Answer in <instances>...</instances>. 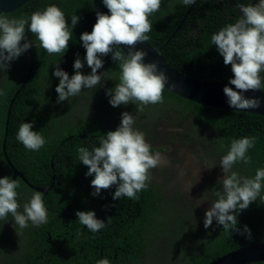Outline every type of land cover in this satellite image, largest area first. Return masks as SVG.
<instances>
[{"label": "trees", "instance_id": "trees-1", "mask_svg": "<svg viewBox=\"0 0 264 264\" xmlns=\"http://www.w3.org/2000/svg\"><path fill=\"white\" fill-rule=\"evenodd\" d=\"M258 2L196 0L194 5L186 6L181 0H162L160 10L149 17L152 30L147 33L149 39L146 42L159 48L169 40L161 51L162 56L189 77L229 82L233 78L231 66L224 64L223 57L211 44V36L229 23L237 21L242 15L238 4ZM50 5L58 6L64 12L67 22H71L73 15L81 19L74 29L69 28L72 36L65 54L48 55L43 48L36 47L39 42L34 34L28 32V40L33 41L30 48L33 63L30 78L27 51L12 61L6 72H0V89L5 92V95L0 96V178L12 177L16 168L31 183L50 185L56 174V183L46 198L47 203L53 210H59L64 205L68 210L63 212L66 215L63 224H58L57 214L45 223V226L51 227L53 240L61 233L64 236L61 238L68 239L66 244L70 251L87 249L86 253L80 255H86V259L80 260L86 264L96 263L105 257L110 264H143L147 254L151 258L148 264H157L154 253L170 251H178V256L169 264H209L235 249L264 242V203L259 198L237 216L238 227L247 225L251 229V240L235 232H224L215 220L206 229L205 212L219 198L217 193L223 194L222 180L208 178L205 182L203 178L208 192L202 199L203 204L197 208L194 200L180 195V185H176L175 181L178 180L173 172L176 170L174 160L170 166L161 164L150 170L149 187L137 194L138 200L127 197L113 200L116 187L102 190L98 196L92 195L94 189L91 180L94 175H85L88 167L79 161L77 150L79 147L91 150L93 146H99L100 137L117 129L124 111L134 116V128L145 133L146 142L151 145L153 154L169 148L178 153L176 151L181 148H187L198 156L200 163L205 162L215 168L220 167L221 157L227 154L233 140L255 137V147L247 153L251 163L244 165L241 162L233 168L246 177H254L258 168H264V116L205 106L166 88L163 93L164 103L148 105L143 112L136 111L134 104L121 105L119 109L113 107L109 101L104 102V97L108 99L105 91L113 88L111 86L118 82L120 75L118 62L112 60L111 54L101 57L104 66L98 70V73L110 70L104 87L87 90L89 96L80 93L70 97V103L67 100L57 103L58 94L55 89L59 78L54 75L57 64L71 77L75 74L73 65L79 54L84 62L82 73H91L84 59L86 49L80 36L86 31L90 33L95 24L87 23L95 16L93 0H29L16 11L5 15L9 19H30L33 12L43 11ZM180 24L182 28L176 33ZM260 76L264 84V72ZM86 99L100 104V111L95 117L80 116L76 111ZM139 118L145 121V126L138 125ZM162 119L167 123L165 139L155 136L157 125ZM22 122L32 123V130L45 138V145L38 151L25 149L16 139ZM7 126L5 155L3 142ZM18 180L19 195L21 192L26 196L34 192L21 179ZM172 190L174 195H169ZM261 195L264 196V187ZM77 211H94L97 218L105 222L109 217L112 219L105 228L93 234L78 222ZM13 224L14 220L10 216L7 222H0V264H5L2 259L6 256L5 260L15 264L11 252L2 249L11 246L7 243L9 241L14 244L16 232L19 231L27 240L32 235L34 226L31 223L27 228L17 231ZM34 249L35 252L30 256L39 257L41 254L37 252L36 245ZM38 263L48 264V257ZM251 264H264V261Z\"/></svg>", "mask_w": 264, "mask_h": 264}, {"label": "clouds", "instance_id": "clouds-1", "mask_svg": "<svg viewBox=\"0 0 264 264\" xmlns=\"http://www.w3.org/2000/svg\"><path fill=\"white\" fill-rule=\"evenodd\" d=\"M110 14L97 11L96 23L92 31L84 32L80 36L83 47L86 49L84 59L91 73L85 75L81 69L84 62L77 58L74 62L75 74L71 77L58 64L54 72L59 78L55 91L58 94L57 103L68 101L78 96L82 90L104 87L109 71L98 73L103 68L101 57L111 54L112 60L118 62L120 75L113 88L107 89L106 94L111 106L120 108L121 105H136V111L143 112L148 105L164 103V90L169 83L166 70L159 62H145L148 53L137 50L136 46L149 39L152 24L149 17L158 12L162 0H102ZM183 5L190 6L196 0H181ZM242 15L235 23H229L211 36L214 45L223 57L226 66H231L233 78L223 89L230 107L237 110L259 109L262 107L260 98H248L243 93L249 90L255 92L264 89L260 73L264 72V0L256 4H238ZM81 18L73 15L71 27L66 21L64 12L56 5L47 6L43 11H35L27 18L9 19L0 13V72H6L11 62L33 46L32 40H26V25L28 31L34 34L39 42L36 47L43 48L48 55L65 54L72 36L69 28L74 29ZM128 48V52L121 46ZM28 54V53H27ZM172 87H176L172 84ZM104 92V93H105ZM5 95L0 89V96ZM104 96V95H103ZM135 118L128 111L121 114V122L116 130L108 131L100 137L99 146L91 150L86 147L78 148V159L88 167L86 176H93L91 186L93 196H98L102 190L116 187L113 200L127 197L138 200L139 192L147 189L151 180L150 170L167 163L160 152L151 151V145L146 142L145 133L134 128ZM33 124L22 122L16 136L29 151H38L45 143V138L37 131H33ZM4 154L6 155V141L4 139ZM255 137H242L231 142L227 154L223 155L219 166L222 169L223 194L217 193L218 199L206 210L204 227L212 226L215 220L217 226H222L226 233H233L252 239L251 229L245 225L238 227L237 216L247 210L249 206L259 200L264 203L261 189L264 187V168H258L254 177L241 176L234 171V165L243 163L249 165L251 157L247 155L249 149L254 148ZM53 165V162L51 163ZM13 167V166H12ZM16 168H14L13 175ZM19 171V170H18ZM16 179L10 176L0 178V222H7L9 216L14 220L13 227L24 229L31 223L34 226L32 237L34 244L31 250L34 253L36 235L39 229H49L50 234L43 237L44 242L53 239L50 226H45L48 220L59 215L58 224H63L67 211L66 205L59 210H53L47 203V197L53 191L56 183V174L49 185H35L27 176L19 171ZM19 179L34 192L27 196L17 189ZM44 188L45 191L37 190ZM93 198V197H91ZM102 199V198H97ZM78 222L86 226L93 234L99 232L111 222L98 219L94 211H77ZM80 233H77L79 238ZM31 236L28 241H31ZM261 243V242H260ZM256 244V243H255ZM236 250V249H235ZM96 264H110L107 257L100 259Z\"/></svg>", "mask_w": 264, "mask_h": 264}, {"label": "water", "instance_id": "water-1", "mask_svg": "<svg viewBox=\"0 0 264 264\" xmlns=\"http://www.w3.org/2000/svg\"><path fill=\"white\" fill-rule=\"evenodd\" d=\"M29 0H0V13L8 14L11 12L16 11L20 7H22L25 3H27ZM94 9H95V16L92 20L88 21L87 23L94 24L96 23V13L97 11L103 12L105 14H110L108 9L104 6L102 0H93ZM189 12L186 14L184 21L185 22ZM30 22V19H29ZM69 25H71V22H68ZM182 28V24L179 25L178 29L176 30V33ZM28 29L26 26V40H28ZM175 35V34H174ZM173 35V36H174ZM169 40L164 43L161 47L155 48L151 46L147 42L140 43L136 46L137 50H144L148 53V55L145 58V62H153L157 61L159 62V65L161 68L166 70V74L169 77V83L166 85V89L169 91L196 103L214 107L218 109H230L238 112H245V113H251V114H258L264 116V91H251L243 93L248 98H260L262 100V107L259 109H245V110H237L229 106L227 103V97L224 94V87L226 85L231 86L234 88V86L229 85V82H221V81H209V80H200L196 78L189 77L183 73H181L178 69L173 67L170 63L167 62V60L162 56L161 51L162 49L168 44ZM122 49L125 51V53L128 52V48L125 46H121ZM30 61V75L32 72V60H31V54L30 49L27 51ZM172 84H175L176 87H172ZM14 101V100H13ZM11 107L12 102L10 104V108L8 111V116L11 115ZM8 117V119H9ZM8 135V126L6 130V136ZM19 175L22 176V174L15 170V173L13 175L12 179H16ZM37 190L45 191L44 188L36 187ZM264 261V242L246 245L243 247H240L236 250H233L223 256H220L210 262L209 264H251L256 262Z\"/></svg>", "mask_w": 264, "mask_h": 264}, {"label": "rangeland", "instance_id": "rangeland-1", "mask_svg": "<svg viewBox=\"0 0 264 264\" xmlns=\"http://www.w3.org/2000/svg\"><path fill=\"white\" fill-rule=\"evenodd\" d=\"M85 90V91H84ZM81 93L89 96L87 89H84ZM103 101V99H99ZM100 104L98 102L92 103L90 99L84 100L82 106L76 109L80 116L86 115L89 117H95L99 113L98 107ZM139 126H145V121L142 118H139L137 121ZM167 123L162 119L159 121L157 125L155 136H160L162 139H165L166 132L164 129L166 128ZM178 153L173 152L171 148L161 153L162 157L167 161L164 163L165 166H170L173 164L172 160L175 161L174 176L178 181H175L176 185H180L181 196L186 197L188 199L194 200L196 207H200L202 203L203 197L207 195L208 187L205 185V182L208 178L219 180L223 176V172L221 167L215 168L214 165L206 164L205 162H199L198 156L193 154L187 148H181V150L176 151ZM203 178L205 182L203 181ZM169 195H174V191H170ZM22 234L18 231L15 233V236H21ZM11 245L10 241L7 242ZM177 247H180L179 245ZM7 252H11V255L19 254V248L14 247V245L9 246L6 249H2ZM1 250V251H2ZM178 251H170L167 253H154V259L157 264H169L171 261L175 260L178 256ZM1 254V253H0ZM8 256L3 258L5 260ZM151 261L150 255L147 254L144 258L143 264H148ZM175 263V262H174ZM173 263V264H174Z\"/></svg>", "mask_w": 264, "mask_h": 264}, {"label": "flooded vegetation", "instance_id": "flooded-vegetation-1", "mask_svg": "<svg viewBox=\"0 0 264 264\" xmlns=\"http://www.w3.org/2000/svg\"><path fill=\"white\" fill-rule=\"evenodd\" d=\"M5 143V141H4ZM3 143V145H4ZM56 227H61L60 225H56ZM47 234H50L49 229H39L36 235V241L40 242L36 245L37 252L39 253V257H32L33 252L31 250V246L34 244V239L31 236V241H28L24 236H15L13 243L14 247L19 248V258H16V254L12 256V261L15 264H40L38 261L48 257L49 263L53 264L56 262L58 264H86L85 261H80L81 259H86V255L80 256L87 252V249H74V251H70L67 249V240L61 233L57 234V238L55 240L50 239L49 242H44L43 237ZM69 242V241H68ZM11 243V241H10ZM33 247V246H32ZM5 264H11L8 260H3ZM96 264V263H90Z\"/></svg>", "mask_w": 264, "mask_h": 264}]
</instances>
